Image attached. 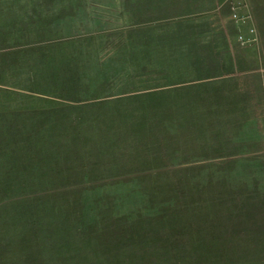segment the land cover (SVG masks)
<instances>
[{
	"label": "rangeland",
	"instance_id": "obj_1",
	"mask_svg": "<svg viewBox=\"0 0 264 264\" xmlns=\"http://www.w3.org/2000/svg\"><path fill=\"white\" fill-rule=\"evenodd\" d=\"M111 1L0 21V264H264V135L220 117L251 54Z\"/></svg>",
	"mask_w": 264,
	"mask_h": 264
},
{
	"label": "crops",
	"instance_id": "obj_2",
	"mask_svg": "<svg viewBox=\"0 0 264 264\" xmlns=\"http://www.w3.org/2000/svg\"><path fill=\"white\" fill-rule=\"evenodd\" d=\"M5 1L0 0V21L4 22L10 21L12 17L23 19L25 15L46 16L47 14L50 15V13L54 15L56 10L54 0H10L8 3H5ZM111 2L108 4L117 8L111 9L112 14L119 13L120 9L118 7L124 4L123 1L115 0ZM126 2L129 8L126 11L130 15L139 13H135V10H130V7L142 11L143 20H138L139 22L136 23H146L144 17L150 14L148 7L151 2L158 3L162 8L158 11V21L167 20L172 17H180L182 15H191V17H194L195 20H191L194 24L195 22H204L205 20L207 27H210L206 33L208 45H213V43L215 45L216 38L221 35L229 45H232L233 42L236 44V37L239 32L248 36L249 28L254 27L258 42L246 47L248 49L246 52L251 54V57L245 58V60H239L237 63L228 62L226 65H222V68L226 72L220 74L224 84L223 97L221 99L223 103L221 108L222 116L220 117L225 119L224 125L232 133H239L241 135L255 133L257 135L258 133V135H264L263 129H259L261 126H264V0H127ZM232 3H241L243 5L240 9V14L250 17L248 24L240 28L237 27L230 13ZM58 10V12L64 15L65 8ZM87 10V7L77 10L67 9V11L76 14H87ZM96 11L98 10H89L91 13ZM133 21L132 19L131 24H136ZM225 25L229 26V33L219 28H224ZM217 29L222 33L218 34L219 31ZM197 37L203 38V34ZM222 68L215 67V69L220 70ZM6 69L16 70V68L8 66ZM215 77L211 76L210 78L214 79ZM210 78L208 77V80ZM8 82L9 80L3 81L0 85H12L8 84ZM33 83L31 80H28L29 85L34 86ZM15 84L20 85L18 82H15ZM212 110L215 109L213 108ZM263 140L262 138L260 141L262 142Z\"/></svg>",
	"mask_w": 264,
	"mask_h": 264
},
{
	"label": "built area",
	"instance_id": "obj_3",
	"mask_svg": "<svg viewBox=\"0 0 264 264\" xmlns=\"http://www.w3.org/2000/svg\"><path fill=\"white\" fill-rule=\"evenodd\" d=\"M241 7H243L241 3H232L230 6L232 19L234 23L237 25V27L239 28L245 25L248 22V20L250 21L249 16H243L240 14ZM248 34L249 35L247 36L239 32L237 36L238 38L237 40L239 44L243 47H247V46L253 45L258 42L256 30L254 27L249 28Z\"/></svg>",
	"mask_w": 264,
	"mask_h": 264
}]
</instances>
